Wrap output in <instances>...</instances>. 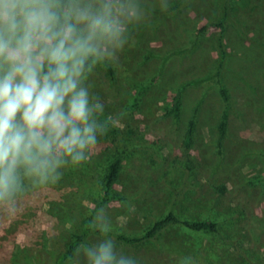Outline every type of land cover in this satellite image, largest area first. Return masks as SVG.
I'll use <instances>...</instances> for the list:
<instances>
[{
	"label": "rangeland",
	"instance_id": "1",
	"mask_svg": "<svg viewBox=\"0 0 264 264\" xmlns=\"http://www.w3.org/2000/svg\"><path fill=\"white\" fill-rule=\"evenodd\" d=\"M145 4L130 44L92 77L108 131L88 161L24 192L17 218L0 211V264H58L117 158L124 167L114 191L124 198L102 207L112 233L141 236L170 212L217 224L174 223L135 244L111 235L118 249L139 264H264V0H167V14L159 0ZM98 239L91 231L82 243ZM80 261L75 251L67 264Z\"/></svg>",
	"mask_w": 264,
	"mask_h": 264
},
{
	"label": "clouds",
	"instance_id": "2",
	"mask_svg": "<svg viewBox=\"0 0 264 264\" xmlns=\"http://www.w3.org/2000/svg\"><path fill=\"white\" fill-rule=\"evenodd\" d=\"M146 12L145 0H0V211L93 155L110 124L93 74L118 60ZM94 228L80 264H139L118 249L105 209Z\"/></svg>",
	"mask_w": 264,
	"mask_h": 264
},
{
	"label": "trees",
	"instance_id": "3",
	"mask_svg": "<svg viewBox=\"0 0 264 264\" xmlns=\"http://www.w3.org/2000/svg\"><path fill=\"white\" fill-rule=\"evenodd\" d=\"M177 6H178V4L176 6H173L172 9H175V7H177ZM169 12H170V10L164 11V13H166V14ZM218 25H220L221 29H222L220 32V35L218 37V40H217L218 48H219V52H220L219 67L223 68L225 65L227 56H228V51H227V48L225 45L226 27H225L223 22L219 23ZM222 90H223L224 94L227 96L226 90L224 88ZM172 109L175 113H177V114L179 113L180 101H179L178 97H176L175 103H174ZM194 123H195L194 121H191V123H190V128H189V131L187 133V139L188 140L192 139V135H193L192 132H193L194 125H195ZM226 125H227V120L225 117L221 123V129H222L223 134H225ZM123 167H124V164H123L122 158H117L116 160H114L109 165L108 173H107L106 178H105L104 190L102 192V198L100 200L95 201V205L93 207L91 214L89 216L83 218L76 225L75 230L73 232V238L71 239L69 245L65 248V250L62 254V257L59 260L58 264H67V262L74 255L78 245H80L85 240L86 235L91 231H97L94 228V219H95L98 211L102 207H104L105 205L114 201L115 199L122 200L124 198L122 195L117 194L114 191V187H115V185L119 179L120 172L123 169ZM37 187H40V186H36V187L30 186L26 189V191L29 190L30 192H33L35 190V193H36L37 192L36 190L38 189ZM41 194H43L42 191L40 192V195ZM28 198H30V195L29 196H21L18 200L17 209H16L15 213L12 215H8L7 213H5L6 214L5 215L3 212L4 215H2L1 217L2 218L9 217V219L17 218L19 215H21V213H19V209H20L19 207H21L20 205L26 204L25 201H27L26 199H28ZM174 223H181V224H183V225H185L191 229H194V230L210 229L212 231H217V224L215 222H210L207 220H202V221L183 220L179 216H177L175 213L170 212V213L166 214L165 216L161 217L160 219H157L154 222V224L150 228H148L144 232V234L141 236L131 237V236H128V235L123 234V233H110V235H113L118 241H122L125 243H134V244L135 243H142V242L156 238L159 234L164 232L170 225H172Z\"/></svg>",
	"mask_w": 264,
	"mask_h": 264
}]
</instances>
